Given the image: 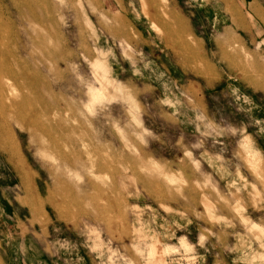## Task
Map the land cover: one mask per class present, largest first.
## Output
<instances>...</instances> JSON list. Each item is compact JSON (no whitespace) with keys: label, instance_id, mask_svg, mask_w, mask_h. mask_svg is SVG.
<instances>
[{"label":"rangeland","instance_id":"1","mask_svg":"<svg viewBox=\"0 0 264 264\" xmlns=\"http://www.w3.org/2000/svg\"><path fill=\"white\" fill-rule=\"evenodd\" d=\"M16 2L0 264H264V0Z\"/></svg>","mask_w":264,"mask_h":264},{"label":"bare ground","instance_id":"2","mask_svg":"<svg viewBox=\"0 0 264 264\" xmlns=\"http://www.w3.org/2000/svg\"><path fill=\"white\" fill-rule=\"evenodd\" d=\"M18 1L19 0H17V2ZM14 4H15V2L13 3L12 6H14ZM19 6L17 5L14 8L12 7L14 10H16L18 16H20L21 12L23 11V10H21V8ZM6 8L7 9L4 10L3 8L0 7V103H3V100L7 101V107H9L11 109V111L14 112L15 114L19 110L20 116H22L21 114H24V109H23L24 108V104H23L24 99L22 97V94L21 93L19 94L18 91L20 89H22L23 87L29 88L28 77L23 76L24 77L23 83H20L18 81L17 77H18V74L21 73V72H19L20 71L19 67L21 68L23 66L24 68L29 69L30 66L28 64H26L20 58V56L18 54L15 53V50L11 49L12 43L14 42V39H13V37H14V24L11 20L12 19V16H11L12 8H10L9 6ZM3 31H6V33L3 34ZM179 33H182V32H179ZM24 72L25 71H23L22 74H24ZM25 120H26V118L24 119V121ZM50 128L45 129V131L49 132ZM9 141H11V140H9ZM12 141H13V139H12ZM23 164H26V163H23ZM19 171L21 173V176L24 179L26 178L25 180H27V182H29V184H31V185L34 184L32 181V179H33L32 174H30L26 171L24 165H21L19 167ZM36 193H37V190H36Z\"/></svg>","mask_w":264,"mask_h":264}]
</instances>
